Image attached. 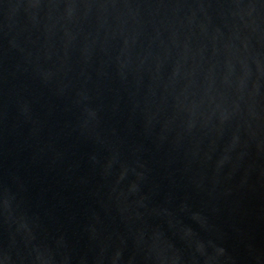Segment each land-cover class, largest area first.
Listing matches in <instances>:
<instances>
[{
	"label": "water",
	"instance_id": "1",
	"mask_svg": "<svg viewBox=\"0 0 264 264\" xmlns=\"http://www.w3.org/2000/svg\"><path fill=\"white\" fill-rule=\"evenodd\" d=\"M0 264H264V0H0Z\"/></svg>",
	"mask_w": 264,
	"mask_h": 264
}]
</instances>
